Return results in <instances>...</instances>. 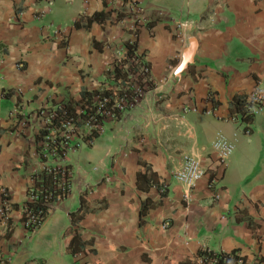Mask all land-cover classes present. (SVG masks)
<instances>
[{
	"label": "crops",
	"instance_id": "obj_1",
	"mask_svg": "<svg viewBox=\"0 0 264 264\" xmlns=\"http://www.w3.org/2000/svg\"><path fill=\"white\" fill-rule=\"evenodd\" d=\"M65 1L71 24L53 31L44 13L64 0H0V188L10 198L4 203L20 206L31 173L41 168L37 110L100 88L109 63L134 40L152 88L106 121L90 145L75 149L92 152L80 158L82 173L75 172V150L67 154L70 193L77 174L78 199L51 207L62 205L69 222L62 230L65 254L73 264H203L200 251L236 252L244 264H264V108L245 125L229 107L236 95L264 94V0ZM112 8L139 10L137 35L133 15L118 23L113 13V22H93L89 30L72 27L79 15ZM191 37L195 53L177 75ZM218 135L234 147L224 162L212 150ZM184 156L204 171L190 190L174 178ZM81 194L88 212L72 222ZM7 215L12 231L5 236L0 222V264H46L28 244L57 215L31 233L19 208ZM75 234L81 250L71 254Z\"/></svg>",
	"mask_w": 264,
	"mask_h": 264
},
{
	"label": "trees",
	"instance_id": "obj_2",
	"mask_svg": "<svg viewBox=\"0 0 264 264\" xmlns=\"http://www.w3.org/2000/svg\"><path fill=\"white\" fill-rule=\"evenodd\" d=\"M123 2L125 3L127 0H123ZM113 13L116 14L115 22L118 23L122 22L127 16L133 15L132 12L129 14L112 8L97 11L91 15H79L72 23V27L75 29L84 28L85 30H89L93 22L100 25L107 20L113 22V19H110ZM81 21L84 23H80ZM145 26L151 28V22L145 23ZM131 32L137 35L138 29ZM122 55L121 61L133 58V60H136V65L138 67L141 65L146 66L142 63L140 55L137 53V44L134 40L124 43V52ZM105 75L106 80L100 88L93 91L82 90L79 99H62L55 102L52 107H43L37 110L39 115L43 113L45 123L43 127H38L34 133V150L35 154L38 155L40 166H43V168L31 173L29 178L30 182L26 189V196L20 206L8 203L5 204L4 202L10 199L9 194L2 189V187L0 188V222H5L8 229L5 236L12 231L11 220L7 214L14 208L20 209V222L23 224L24 229L31 233L41 227L50 214L52 205L64 200L69 195L72 165L68 162L65 146L61 150L58 149V147L65 142V138L61 136L63 123L71 121L76 126H80V121L84 120L88 114L94 113L96 100L103 96H114L116 94L124 95L128 103L135 99L137 91L134 84L127 79L126 71L119 66L116 58L109 63V68L106 70ZM146 79V81H136V83L138 82L137 85L139 89L148 91L152 88L151 79ZM254 106L255 102L249 99L247 95H236L231 99L229 104L231 115L245 125L253 122ZM49 132L55 135V141L50 144L49 147L50 149H57L59 152L53 159V164L50 158L43 155V147L40 144L42 139H44ZM75 149L76 147H73V150ZM137 178L138 180L141 178V173H138ZM147 202L148 201L142 204L140 216L145 214L148 209ZM86 206L83 195L81 194L78 208L74 212H71L70 215L72 222H78L83 218L84 214L88 212ZM80 250L79 239L75 234L70 238L68 251L71 254H76ZM199 256L203 264H237L239 259V255L236 252L213 253L200 251Z\"/></svg>",
	"mask_w": 264,
	"mask_h": 264
},
{
	"label": "built area",
	"instance_id": "obj_3",
	"mask_svg": "<svg viewBox=\"0 0 264 264\" xmlns=\"http://www.w3.org/2000/svg\"><path fill=\"white\" fill-rule=\"evenodd\" d=\"M138 0H134L137 3ZM138 9L133 11V23L130 29L134 31L138 28L137 13ZM43 13H38L36 19L42 18ZM122 58H117L119 66L123 68L127 73V79L134 84L137 91L135 99L128 103L124 95L116 94L114 96H103L96 100V108L94 113L88 114L87 117L80 121V126H76L71 121H66L63 123L61 136L65 138L63 145L59 146L58 149L66 148V155L73 151V147L79 148L83 144L90 145L94 137L99 136L104 132V123L108 120H115L119 114L123 113L126 108L132 106L146 90L139 89L136 81H146V78L150 79V71L147 66H137L136 60L133 58L127 59L126 61H121ZM249 99L255 102L253 107V113L257 114L261 112L264 108V94L258 91L251 92ZM14 116L17 115V110L12 113ZM39 122V127L44 126L43 113H36ZM55 141V135L49 132L44 139L41 141L42 153L45 157L51 159V163H54V158L59 154L58 150L50 149V144ZM233 145L222 135H218L212 142V150L219 162H224V160L231 155L233 152ZM38 157V155H36ZM47 165V164H46ZM43 168V166L41 167ZM204 175V171L200 166L198 160L184 156L181 164V168L174 173V178L184 185L188 190L200 180ZM188 193L184 194V198L188 199ZM1 211V209H0ZM165 223L164 226H166ZM237 264H244L243 260L239 257Z\"/></svg>",
	"mask_w": 264,
	"mask_h": 264
},
{
	"label": "rangeland",
	"instance_id": "obj_4",
	"mask_svg": "<svg viewBox=\"0 0 264 264\" xmlns=\"http://www.w3.org/2000/svg\"><path fill=\"white\" fill-rule=\"evenodd\" d=\"M66 5V1L64 3L61 2V6L57 8V6H48L51 11L44 13V21H46L47 25H51V29L54 31L56 28H60L63 30L67 28L71 21L69 19V13L67 10H64ZM61 8V9H59ZM56 15L58 19H55ZM57 20V21H56ZM59 25V27H57ZM85 153H92L91 149L87 146L81 147L79 150H75L71 153V158L74 162L75 172L81 170L79 173L83 171V162L80 161V158L84 156ZM91 160L94 161L97 159L95 155L91 156ZM77 174L75 176V181L73 183V187L70 195L65 201L63 200V205L68 206L75 204L78 199L77 187H76ZM58 209V211H56ZM55 210L50 212V215H57L53 218L49 223H46L43 229L36 234H34L29 243V247L34 254V257L37 259H42L46 261V264H55L56 257L63 256V260L67 262V264H73L71 256L65 254L64 252V238L62 237V230L65 229L66 226H69V222H67L66 218L62 215L63 206L57 207ZM55 254V256H54Z\"/></svg>",
	"mask_w": 264,
	"mask_h": 264
},
{
	"label": "water",
	"instance_id": "obj_5",
	"mask_svg": "<svg viewBox=\"0 0 264 264\" xmlns=\"http://www.w3.org/2000/svg\"><path fill=\"white\" fill-rule=\"evenodd\" d=\"M188 43H189L188 47L185 48L182 53V61L178 66V68L176 69L177 75H179V73L183 71L189 63H191L193 55L195 53L197 47L196 40L193 37H191Z\"/></svg>",
	"mask_w": 264,
	"mask_h": 264
}]
</instances>
